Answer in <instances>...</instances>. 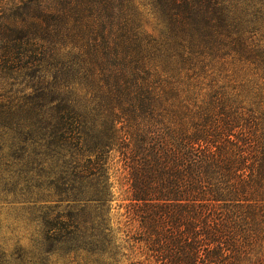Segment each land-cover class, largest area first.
Wrapping results in <instances>:
<instances>
[{
    "label": "trees",
    "instance_id": "16d2710c",
    "mask_svg": "<svg viewBox=\"0 0 264 264\" xmlns=\"http://www.w3.org/2000/svg\"><path fill=\"white\" fill-rule=\"evenodd\" d=\"M2 3L0 59L38 72L69 49L74 89L48 83L34 101L64 205L48 257L264 264L263 6L152 0L153 35L134 0Z\"/></svg>",
    "mask_w": 264,
    "mask_h": 264
},
{
    "label": "rangeland",
    "instance_id": "374dc122",
    "mask_svg": "<svg viewBox=\"0 0 264 264\" xmlns=\"http://www.w3.org/2000/svg\"><path fill=\"white\" fill-rule=\"evenodd\" d=\"M9 1L19 0H0L4 5ZM134 1L142 29L158 35L161 27L153 14L152 0ZM239 3L256 10L258 6L264 7V0H233L234 6ZM57 48L60 55L56 64L44 60L38 63V72L27 56L22 55L21 63L15 64L0 59V264H94L92 258L80 252L67 256L57 251L52 257L46 253L51 235L47 221L63 211L64 205L61 189L56 185L60 182L58 175L50 172L45 116H41L47 109L34 106L43 100L37 89L48 83L65 81L74 89L70 79L63 75L65 68L62 69V63L70 61L65 56L69 49ZM57 71L60 72L56 74ZM113 181L116 196H120L125 187L117 178ZM114 212L121 217L125 209L117 208Z\"/></svg>",
    "mask_w": 264,
    "mask_h": 264
}]
</instances>
